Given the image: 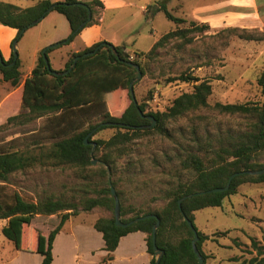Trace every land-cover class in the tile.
Returning a JSON list of instances; mask_svg holds the SVG:
<instances>
[{"label": "rangeland", "instance_id": "374dc122", "mask_svg": "<svg viewBox=\"0 0 264 264\" xmlns=\"http://www.w3.org/2000/svg\"><path fill=\"white\" fill-rule=\"evenodd\" d=\"M0 1H9L19 7H25L26 3L24 0ZM121 1L134 8L104 11L102 26L104 29L112 26L108 31L117 36V41L127 42L125 45L128 51L125 48L122 51L128 54L130 61L136 60L133 51H148L153 41H158L167 32L189 28V23L178 26L168 21L162 11L155 10V4L161 0ZM215 1L217 0H167L166 7L172 15L181 18L190 7ZM145 2L149 4L147 9L151 6L149 14H141L138 9ZM181 5L184 7L182 11ZM57 16L68 26L62 15ZM56 23L61 28L58 22L47 17L41 25L42 29L36 27L28 30L18 39L20 60L30 62L38 30H43L44 39ZM234 28L241 32H232ZM130 33L131 37L128 36ZM139 60L144 75L134 84V96L138 104L146 105L147 112H165L176 97L192 91L194 83L177 80L181 76L208 82L211 86L209 107L190 112L176 120H168L164 135L157 132L139 133L138 138L123 149L125 154L118 160V172L114 179L110 175H100L99 168H96L100 164V153L96 154L95 149L91 154V166L82 171L67 165L56 166L52 161L36 160L25 171L10 175L6 183L0 182L2 201L10 203L12 195L18 193L29 202L52 196L77 203L83 198L92 197L94 189L115 180L123 205L132 208L125 218L132 216L135 211L160 209L164 205L161 198L164 191L178 181L192 177L191 173L182 169L181 160L188 154H196L208 161L213 155L207 152L208 144L213 149L218 148L222 142L228 141L227 135L236 136L248 130L251 122L249 118L219 114L213 110V105L262 102L256 80L264 69V29H210L207 26L187 33L184 38L164 42L153 54ZM50 63L52 67L55 66L53 60ZM6 96L9 97L8 100L1 105ZM13 96L9 94L7 84L0 85V120L20 112V97ZM121 98L123 106L119 113H113L116 116H120L130 103L128 90L122 91ZM7 118L0 122V151H18L37 158L48 152L62 127L61 124L52 122L49 116L35 118L23 124L19 123L20 120L7 124ZM116 131L113 128L99 132L96 130L88 140L91 143L107 140ZM195 140H199L201 144L198 145ZM258 160L264 163V154ZM89 215L96 220L110 217L108 211L99 208ZM54 216L35 218L31 227L23 229V249L35 248V229L37 233L47 236L56 227L60 216ZM4 222H0V227ZM194 224L209 237L202 244L206 264H238L249 260L256 255L249 238H254L258 247L264 249V184L245 183L238 186L236 194L225 198L221 207H208L199 211ZM23 249L16 250L0 230V264L39 263L38 254H31Z\"/></svg>", "mask_w": 264, "mask_h": 264}, {"label": "trees", "instance_id": "16d2710c", "mask_svg": "<svg viewBox=\"0 0 264 264\" xmlns=\"http://www.w3.org/2000/svg\"><path fill=\"white\" fill-rule=\"evenodd\" d=\"M166 2L167 0L157 2L155 10L162 11L168 21L178 26L185 23V20L175 17L167 10ZM84 5L89 7L92 15L88 21V11ZM50 7H53L52 11L65 18L70 28V34L66 39L57 42L56 47L46 52L47 58L48 53L54 49L70 44L83 29L97 24L94 8H103V5L99 0H92L88 3L76 0H63L55 3L50 0H38L33 6L21 10L11 4L0 3V25L17 31L11 47L14 41H18L22 37L23 30H28L33 22L47 16L45 13ZM150 12L151 6L147 9V13ZM84 22H86L84 28L79 29ZM203 28H207V26L204 24L199 26L195 22H190L189 28L171 30L162 35L147 52H134L136 60L133 61L124 58L121 47H114L107 42L95 43L89 48L71 54L64 68L56 72L66 71L72 65L74 57L93 53L87 57H80L75 67L65 76L52 74L50 71L55 70L51 66L48 70L40 52L34 69L24 81L22 92L14 94V96L20 97V112L8 117L6 123L20 120L19 123L23 124L35 118L49 116L52 122L56 125L61 124L62 127L58 130L57 140L50 145L48 152L41 154L38 158L18 151H0V182L6 183L10 175L25 171L36 160L52 161L56 166L67 165L82 171L91 166L92 146L84 144L85 137L94 129L99 132L108 128L117 131L107 140L94 142L96 144L95 153H100L98 156L100 164L96 168H99L98 171L102 177L110 175L114 179L118 172V160L125 154L123 149L138 138L139 133L157 132L164 135L167 132L165 123L168 120H176L190 112L208 108V98L211 95V86L208 82L199 81L190 76H181L177 80L194 83L193 89L190 93H182L176 97L165 112H147L144 103H137L142 114L152 117L155 121L154 127L142 129L140 127L148 126L151 122L140 116L129 93V84L137 76V71L131 66L132 64L139 66L142 75H144L140 58H146L153 54L164 42L173 38H184L187 33H193ZM231 31L241 32L238 28ZM111 47L118 56L112 52ZM12 61L13 53L8 61L3 60L4 64H0V75L4 82H9L12 87H16L21 79V74L18 71L19 59L16 60L15 65L9 66ZM256 84L260 89L261 103H215L213 105V110L219 114L249 118L251 122L248 130L236 136L227 135L228 141L222 142L218 148L213 149L208 144L207 152L213 154L208 161H204L203 157L196 154H188L181 160L182 169L191 173L192 177L185 181L180 180L165 190L161 197L164 200V205L160 209L135 211L132 216L125 218L132 208L131 206L126 208L123 205L119 190L116 189L117 183L115 180L111 181L120 201L122 223L126 224L145 215H156L159 219L156 245L163 251L159 264H198L192 248L194 236L184 217L197 230L196 248L203 258V264H206L207 258L202 252V244L209 237L196 228L194 213L208 207H221L224 199L235 195L237 187L242 184H264V175L244 174L235 177L227 191L209 192L215 188H223L234 173L264 168V163L258 160L259 156L264 154V69L258 76ZM123 90H128L130 103L120 116H116L114 114L119 113L123 106L121 98ZM195 142L198 145L201 144L199 140H195ZM200 192L205 193L184 199L181 202V210L178 208L179 200ZM92 195V197L83 198L77 203L52 196L29 202L25 201L18 193H14L10 203L0 199V221H6L1 233L16 249L21 250L24 248L22 247V234L25 227H31L32 221L37 216L59 215V223L47 236L37 233L35 229V248L23 249L40 255L41 264H51L53 241L68 218L80 213L89 214L96 208L104 209L110 213V217L98 218L95 221L94 229L102 235L104 250L108 253L106 260L112 259L111 253L117 248L120 238L129 233L140 231L146 234L147 252L152 256L150 264H154L152 229L156 219H144L126 228L117 227L114 218V200L109 183L106 182L104 186L101 185L94 189ZM249 239L256 255L238 264H264V249L258 247L254 238Z\"/></svg>", "mask_w": 264, "mask_h": 264}, {"label": "crops", "instance_id": "0c3cea01", "mask_svg": "<svg viewBox=\"0 0 264 264\" xmlns=\"http://www.w3.org/2000/svg\"><path fill=\"white\" fill-rule=\"evenodd\" d=\"M37 1L38 0H24V2H26L25 7L16 6L9 1H0V3L11 4L23 10L33 6ZM50 1L55 3L63 0ZM76 1L81 3H88L92 0ZM99 1L102 3L103 8H94L96 12L95 19L98 20V24L83 29L81 33L70 44L54 49L53 51L48 53L49 64L53 70H62L71 54L78 53L98 42H107L114 47L125 48V50L128 51L126 47L127 45H125L127 42L120 43L116 39L117 36L114 33L111 34V32L108 31L112 28V26H109L110 28L108 29H104V27L102 26V24L104 23L103 12L106 10H118L132 6L123 4L121 0ZM148 5V2H145L139 6L138 9L141 14L147 13ZM183 8V5H181L180 10L182 11ZM53 13H56V15ZM57 14L58 13L54 11L49 12L47 16L43 18L37 25L28 29L30 31L31 29L36 27L41 28L43 21L47 17H51L52 21L58 22L61 26V28H58L57 23L56 25H53V29L44 39H42L44 34L43 30H41L42 28L38 30L35 35L30 62L27 63L25 60H20L18 47L16 44V50L19 59L18 71L21 74L19 84L16 87H12L9 82H4L2 80V76L0 75V85L7 84L10 95L20 94L22 92L24 81L30 76L31 71L34 69L37 63L38 55L42 51V49L49 45L56 44L63 39H66L70 34V28L67 21L65 20L68 26H65L63 20H61L59 18L60 16H57ZM181 18L187 23L195 22L200 25H207L210 29H222L226 27H252L255 29L263 30L264 0H217L214 3H206L200 6L190 7L189 9H187V14ZM28 30H26L23 35L27 33ZM16 34L17 31L15 29L0 25V53L4 61H8L11 57V43L16 37ZM130 35L131 33L128 36ZM156 41L157 39L153 41L152 45ZM152 45L150 46V48L152 47ZM133 52L147 51L135 50ZM51 60H53V62L55 63L54 67H52L50 63ZM8 98V96L4 97V99H2L1 101V105L4 104L8 100ZM7 117L9 116H5L0 120V122ZM199 211L194 213V223L196 222L197 213ZM38 217L43 216H37L36 218ZM49 217L55 216L53 215ZM95 221L96 219H93L89 214L85 213H80L76 216H70L64 223L60 232L55 236V239L53 241V261L51 264H150L152 256L147 252L145 242L146 234L140 231L129 233L126 236L120 238L117 248L114 252L111 253L112 259L106 260L108 253L104 250V242L102 240L101 233L94 229ZM3 226H5V222L0 227V230ZM198 230L200 232H203L201 229ZM41 261L42 258L40 256L38 264H41Z\"/></svg>", "mask_w": 264, "mask_h": 264}, {"label": "water", "instance_id": "95a60500", "mask_svg": "<svg viewBox=\"0 0 264 264\" xmlns=\"http://www.w3.org/2000/svg\"><path fill=\"white\" fill-rule=\"evenodd\" d=\"M86 8H87V11H88V20L91 19V11L89 9L88 6L84 5ZM53 10V7H50L45 14H48L49 12H51ZM43 18V17H42ZM42 18L36 20L35 22H33L30 27H33L35 25H37L41 20ZM86 25V22L82 23L81 26L79 27V29H83L84 26ZM29 27V28H30ZM25 30H23L21 33H24ZM16 44H17V41H14L13 44H12V53H13V61L9 64V66H13L15 65V62L16 60L18 59V54H17V50H16ZM57 44H52V45H49L45 48L42 49L41 51V54H42V57H43V60L48 68V70H50V64H49V60L47 58V55H46V52L54 47H56ZM111 50L112 52H114V54L116 56H118L116 53H115V50L113 49V47H111ZM93 53H85L83 54L82 56H77V57H74L73 58V63L72 65L66 70V71H61V72H56V71H50L52 74L56 75V76H65L67 75L74 67H75V64L76 62L80 59V57H87V56H90L92 55ZM124 58H127L129 59V56L128 54H124ZM0 64H4L3 63V58L2 56L0 55ZM136 71H137V76L136 78L129 84V93H130V96H131V99H132V102L134 104V106L137 108V111L138 113L140 114V116H142V118H146L147 120H149L151 122L150 125L148 126H142L140 128L142 129H146V128H152L154 127L155 125V121L152 117H149V116H144L142 114V112L140 111V109L138 108V104H137V101L135 99V96H134V84L140 80V78L142 77V73L140 71V68L139 66L137 65H134L132 64L131 65ZM108 125H112V124H108ZM96 131V129H94L93 131H91L84 139V144L85 145H91L92 146V149H91V154L93 153V150L95 149L96 147V144L95 143H91V142H88V138L90 137V135L92 133H94ZM93 164H95L94 161H92ZM252 175V176H261V175H264V168L261 169V170H247V171H243V172H238V173H234L232 174L228 181H227V184L223 187V188H215V189H212L210 190L209 192H212V193H217V192H225L229 189L230 187V184H231V181L239 176V175ZM109 183V186H110V192H111V195H112V198L114 200V218H115V225L117 227H121V228H126L128 226H131L141 220H144V219H148V218H155L156 219V223L155 225L153 226V229H152V247H153V252H154V256H155V263L154 264H159L160 263V259L163 255V251L160 250L157 245H156V232H157V229L159 227V224H160V221L159 219L156 217V215H145V216H141V217H138V218H135L131 221H129L128 223L124 224L121 222L120 220V202H119V199L115 193V190L113 188V186L111 185V182L108 181ZM205 192H200V193H196V194H193V195H188V196H185L184 198H182L181 200H179L178 202V208L181 210V202L184 200V199H187V198H190L194 195H200V194H204ZM184 220L186 222V224L188 225V227L190 228V230L192 231L193 233V236H194V239L192 240V248H193V251H194V254L198 260V264H203L204 261H203V258L201 256V254L199 253V251L197 250L196 248V243L198 241V235H197V230L193 227V224L184 217Z\"/></svg>", "mask_w": 264, "mask_h": 264}, {"label": "built area", "instance_id": "2783aa9c", "mask_svg": "<svg viewBox=\"0 0 264 264\" xmlns=\"http://www.w3.org/2000/svg\"><path fill=\"white\" fill-rule=\"evenodd\" d=\"M130 59V58H129Z\"/></svg>", "mask_w": 264, "mask_h": 264}]
</instances>
